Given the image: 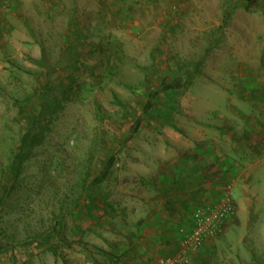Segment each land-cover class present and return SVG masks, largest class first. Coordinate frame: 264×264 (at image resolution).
Listing matches in <instances>:
<instances>
[{"label":"rangeland","instance_id":"1","mask_svg":"<svg viewBox=\"0 0 264 264\" xmlns=\"http://www.w3.org/2000/svg\"><path fill=\"white\" fill-rule=\"evenodd\" d=\"M101 1L100 13L82 0H0V194L10 188L0 264H85L74 255L89 250L84 241L102 223L98 205L133 189L148 168L165 167L177 194L179 170L200 162V209L231 192L238 201L239 161L264 157V101L252 96L264 64V0ZM42 93L56 102L12 181ZM232 229L235 251L204 245L191 264H246L237 239L252 235Z\"/></svg>","mask_w":264,"mask_h":264},{"label":"crops","instance_id":"2","mask_svg":"<svg viewBox=\"0 0 264 264\" xmlns=\"http://www.w3.org/2000/svg\"><path fill=\"white\" fill-rule=\"evenodd\" d=\"M80 3L93 4L98 12L104 11L101 0H82ZM84 10L90 12L89 8ZM76 12L77 9L74 8L70 21L73 27L76 26ZM259 70L257 77L260 81L259 91L257 95L252 96L264 101V64ZM261 106V110H258L264 121V102ZM240 162L246 168L240 172L236 182V186L241 185L242 195L238 201L234 198L236 216L226 224L223 233L206 242L205 247L214 245L220 253L222 251L231 253L235 251L234 241L228 239L229 233L233 230L232 226L238 231L247 228L252 235L251 239L246 238L245 232L240 233L237 239L238 244L244 247L245 253L242 255L247 260L246 264H264V193L258 188V184L264 180V169L261 168L264 157L262 155L244 157ZM150 164L156 169L158 162L150 161ZM129 167L132 171L136 169L133 165ZM168 167L170 168L169 165ZM148 169L137 173L138 182L132 183L133 189H121V193H115L117 197L115 201L98 205L97 217L102 223L94 226L93 229L98 228L97 231H93L84 241L88 244L86 248L89 250L84 249L76 255L73 254L74 257L82 258L85 264H158L159 260L173 258L179 253L182 238L194 226L193 216L188 220L185 213L186 211L194 213L197 209L194 208L196 200L204 198L203 187L198 185L202 178V165L191 159L179 170L180 175H185L179 178L177 194L173 193L172 189V186L177 184L170 180L171 173L169 174V171L166 173L165 167L157 174L150 173ZM154 174L158 180L148 181ZM177 202L178 205H175ZM171 203L174 204V208L169 206ZM201 206L204 208L209 205ZM197 255L199 257V253L194 256Z\"/></svg>","mask_w":264,"mask_h":264},{"label":"built area","instance_id":"3","mask_svg":"<svg viewBox=\"0 0 264 264\" xmlns=\"http://www.w3.org/2000/svg\"><path fill=\"white\" fill-rule=\"evenodd\" d=\"M236 213L232 192L216 206L197 209L193 215L194 226L182 238L179 253L173 258L159 260L158 264H191L192 257L206 242L220 236Z\"/></svg>","mask_w":264,"mask_h":264},{"label":"trees","instance_id":"4","mask_svg":"<svg viewBox=\"0 0 264 264\" xmlns=\"http://www.w3.org/2000/svg\"><path fill=\"white\" fill-rule=\"evenodd\" d=\"M71 48V49H70ZM70 51H74V47H69ZM76 58V56H73ZM44 92V91H43ZM43 97L41 98V110L36 112L35 115L32 116L30 119V128L25 134V137L23 138L16 155L13 159L10 172L9 174L11 175L12 181L15 180L18 177L19 171L21 169V166L25 162V160L28 158V155L30 154V151L33 149L35 146V142H37V133L36 129L38 125L41 123V121L44 120L45 114L47 113V110L52 111V107L54 102H56L55 96L48 97L46 94L42 93ZM3 195L0 194V208L4 204V201L6 199V195L10 192L9 187H4L3 188Z\"/></svg>","mask_w":264,"mask_h":264}]
</instances>
